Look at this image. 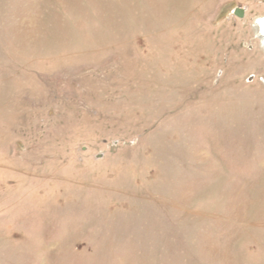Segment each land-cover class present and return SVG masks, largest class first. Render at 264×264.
<instances>
[{
	"label": "rangeland",
	"instance_id": "obj_1",
	"mask_svg": "<svg viewBox=\"0 0 264 264\" xmlns=\"http://www.w3.org/2000/svg\"><path fill=\"white\" fill-rule=\"evenodd\" d=\"M263 17L0 0V264H264Z\"/></svg>",
	"mask_w": 264,
	"mask_h": 264
},
{
	"label": "bare ground",
	"instance_id": "obj_2",
	"mask_svg": "<svg viewBox=\"0 0 264 264\" xmlns=\"http://www.w3.org/2000/svg\"><path fill=\"white\" fill-rule=\"evenodd\" d=\"M260 19H262V18H260ZM260 27H261V25H260L259 21H256V23L254 25L255 37L259 39L260 47L262 50H264V35H263L264 31Z\"/></svg>",
	"mask_w": 264,
	"mask_h": 264
},
{
	"label": "water",
	"instance_id": "obj_3",
	"mask_svg": "<svg viewBox=\"0 0 264 264\" xmlns=\"http://www.w3.org/2000/svg\"><path fill=\"white\" fill-rule=\"evenodd\" d=\"M234 14L238 15V9H235V10H234ZM259 23H260V25H261L260 28L264 31V18L260 19V20H259ZM263 35H264V33H263Z\"/></svg>",
	"mask_w": 264,
	"mask_h": 264
}]
</instances>
